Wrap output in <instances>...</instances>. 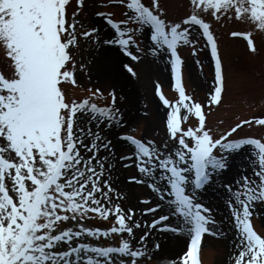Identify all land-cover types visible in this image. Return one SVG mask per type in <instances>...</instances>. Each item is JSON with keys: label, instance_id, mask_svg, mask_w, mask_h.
<instances>
[{"label": "snow or ice", "instance_id": "6c2138e0", "mask_svg": "<svg viewBox=\"0 0 264 264\" xmlns=\"http://www.w3.org/2000/svg\"><path fill=\"white\" fill-rule=\"evenodd\" d=\"M121 3H126L130 14L125 13L127 18L119 23L110 18L111 14L97 13L105 16L115 35L102 42L119 45L136 61L140 57L130 50L133 46L139 49L135 34L150 28L151 52L154 56L168 53L179 94V100L171 104L157 85V94L169 109L166 129L171 147L132 135L119 136L133 151L118 159L134 163L143 177L130 176L129 181L147 183L160 201L144 208L143 213L161 214L142 225L133 220L135 209L124 210L113 203L121 194L105 178V172L113 167L109 158L114 149L112 140L101 133L104 127L118 126L122 121L115 107V93H110L109 105L98 106L90 101L102 95L100 89L76 101L68 98L64 88L65 84L77 83L75 16L84 0H77L71 22L67 17L69 0H0V51L11 69L8 75L0 72V264H145L150 258L144 246L149 232L137 238L134 231L142 226L186 233L190 246L180 264H200L203 235H219L210 227L217 223L212 209L201 200L214 185L226 193V207L237 233L234 264H264V235L254 229L251 219L256 204L264 203V138H229L243 125L254 122L264 126V118L242 120L213 136L206 126L203 106L186 95L184 61L179 53L180 46H192L195 55L193 30H199L215 59L208 104H220L226 77L216 37L203 15L219 20L232 13L236 20L253 22L264 30V0H190L191 10L179 22L167 20L159 0H151L149 5L142 0ZM130 23L139 27H127ZM94 34L99 41L97 28L82 33L88 38ZM231 35L243 36L249 51H257L251 32L233 31ZM123 67L136 75L130 64ZM189 114L198 124L184 128L182 122ZM102 150L107 155H102ZM6 152L14 155L6 158ZM241 152H246L251 176L244 174L247 168L242 167L238 178L218 184L231 170V160ZM89 213L103 219L111 216L115 224L107 230L87 227L81 221L89 219ZM172 219L178 222L165 223ZM69 221L75 223L65 227ZM110 233L127 234V238L116 247L79 242L84 237L99 239ZM133 240L141 247L135 248ZM153 247L158 250L160 245L154 243Z\"/></svg>", "mask_w": 264, "mask_h": 264}, {"label": "rangeland", "instance_id": "374dc122", "mask_svg": "<svg viewBox=\"0 0 264 264\" xmlns=\"http://www.w3.org/2000/svg\"><path fill=\"white\" fill-rule=\"evenodd\" d=\"M142 2L149 5L151 0H142ZM159 2L164 9V16L169 21L179 22L191 10L190 0H159ZM77 8V0H69L67 17L70 22L72 21V13ZM97 13H104L105 16L111 14L110 18L114 22L119 23L127 18L125 13H129V10L126 8V3L122 4L121 0H84V6L79 8L75 16L78 46L74 48L73 54L76 61L75 77L77 83L75 86L71 84L64 85L68 98L80 101L90 97L91 93L95 92L96 89H100L102 95L92 97L90 102L96 103L98 106H106L109 105L111 100L110 93L114 92L116 97L115 107L119 109L118 115L122 117V121L118 126L104 127L101 133L107 139L112 140L113 146L114 141L126 143L119 139L120 135H132L145 141H155L157 146L168 144L171 147L173 142L168 139L166 129V113L169 109L163 105L156 90L157 85H159L161 92L171 104H175L179 100V94L174 87L175 79L170 69L168 53L164 51L161 55L154 56L152 54L151 29L144 27L142 32L137 31L135 34L139 49L134 46L130 49L135 55L140 57L139 60H131L120 49L119 45H115L120 58L119 63H117V69L121 68L119 73L122 74L124 85L113 84L110 79H99L92 75L93 73L89 68L92 55L98 57L99 53H96L97 47L105 46L106 43L102 41L113 39L115 35L114 30L107 24L105 16L97 15ZM203 18L210 24L217 40L218 52L226 77V90L223 93L220 104H208L209 94L213 88L215 63L209 49L210 47L206 44V39L196 29L193 30L197 41L195 44V55L193 54L192 46L179 47V53L184 61L182 69L183 85L186 95L191 96L192 101L198 102L203 106L206 126L211 130L213 136L218 137L242 120L264 118V30L257 29L253 22L236 20L232 13L221 16L219 20L207 14H204ZM103 24L111 30V35L105 37L99 30V41L95 34L92 38L82 35L83 32L92 28L100 29ZM127 27L138 28L139 26L130 23ZM233 31L251 32L257 51L255 53L250 52L246 39L243 36L233 37L231 35ZM124 64H130L136 75L132 76L128 73L123 67ZM0 72L6 75L11 72L8 58L3 51H0ZM183 114L184 110L182 109L181 115ZM197 124L198 121L194 115L189 114L188 119L183 121L181 126L187 128L190 126L195 127ZM93 127L95 126L93 125ZM229 138H264V126L256 125L254 122L251 125H243ZM0 146H3L2 143H0ZM132 151V146L126 143L121 151H113L111 156L122 166V177L125 184H128L127 179L130 176L143 178L137 172L134 163L118 159L120 156L131 155ZM101 154L107 155L103 150ZM4 155L6 158H11L14 154L6 152ZM125 163H129L132 166L124 167ZM249 170L250 172L247 175L251 176V168ZM105 178L110 181L115 189L111 177ZM129 183L131 187H135L134 206L138 205L140 212L146 216L141 224L150 223L156 215L161 213L144 214L142 210L156 204L154 200H158L156 193L148 187L147 183ZM112 195L115 197V193ZM149 199L152 204L141 203V201ZM201 200L212 209L213 218L222 225L224 218L222 219L219 215L220 210L216 208L214 202L203 194ZM225 201L226 199L224 200V207L228 211L227 217L232 221L230 212L225 206ZM113 203L120 204V201L114 199ZM121 207L123 208V206ZM132 208L134 209V207ZM262 213H264V203L256 204L251 219L254 229L259 234L264 235V227L261 222ZM89 217V219L81 221L87 227L107 230L115 224L111 216L108 219H103L98 214L89 213ZM74 223L69 221L64 226H72ZM165 223L175 224L171 221ZM216 225H210L213 232ZM145 229L147 228L143 227L144 231ZM148 230L159 233H171L158 231L157 229ZM136 234L140 236L142 232H137ZM125 238H127V234L110 233L108 237H100L99 239L84 237L79 242L91 243L102 247H116ZM187 238L188 236L185 239L187 240ZM217 240L216 236L212 234L205 233L203 235L200 243V264H216V255L219 250ZM132 243L135 248L141 247L136 240H133ZM154 249L152 243V247H148L147 251L153 252ZM145 264H158V262L148 258ZM178 264H180V261Z\"/></svg>", "mask_w": 264, "mask_h": 264}, {"label": "bare ground", "instance_id": "6f19581e", "mask_svg": "<svg viewBox=\"0 0 264 264\" xmlns=\"http://www.w3.org/2000/svg\"><path fill=\"white\" fill-rule=\"evenodd\" d=\"M99 30L105 37L111 35V30L106 28L104 24L100 26ZM116 48L117 47L115 45L109 46L108 44H106L105 46L102 45L101 47H97L96 53H99L98 57L96 55H92V60L90 61L89 68L93 73L92 75H95L99 79H110L113 84L121 86L124 85V80H122V74L119 73L121 68L117 69V63H119L118 61H120V58L118 56V50H116ZM125 145L126 143H122L121 141H114V152L121 151L125 147ZM245 155L246 152H241L231 160V170L228 172L227 176H222L219 178V180L217 181L218 184L223 182H232L234 179L238 178L241 173L242 167L247 168V172L244 174L250 172L247 161L244 157ZM109 163H111L113 167L107 169V171L105 172V177H111L116 192L121 194V198L118 199L120 201V205L123 206L125 210L134 207V209H136V215L133 217V220L142 222L146 218V216L140 212V210L138 209V205L134 206L135 187H131V184L129 183L130 181L128 179V184H125L123 182V169L121 168L122 166L118 161H115L113 157H110ZM203 195L214 202L216 208L220 210L219 215L222 219L224 218V223L222 225L217 223L214 230V232H219V235H214L218 239L217 243H219V250L218 254L216 255V264H234V258L237 252V233L234 228L233 222L230 220V218L227 217L228 211L224 207L226 193L223 189H219L214 185L212 188L204 192ZM154 200L156 203L160 202L156 199ZM163 212L166 213L167 208H164ZM262 214L263 215L261 218V222L264 227V213ZM170 221L173 223L178 222L175 219H172ZM134 231L135 234L137 232H142L143 234L145 231H147V229H145L144 231L142 226L141 228L135 229ZM148 232L149 235L144 241L145 246L147 248L150 246L152 247V243H159L160 245V250L154 249L153 252H148L150 258L157 261L158 264H178L180 258L190 246L189 237L187 238V240L185 239L188 236L186 233H159L157 231L155 232L149 230Z\"/></svg>", "mask_w": 264, "mask_h": 264}]
</instances>
